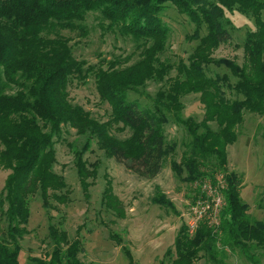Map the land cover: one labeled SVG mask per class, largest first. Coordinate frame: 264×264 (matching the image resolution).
Returning <instances> with one entry per match:
<instances>
[{
	"label": "trees",
	"instance_id": "trees-1",
	"mask_svg": "<svg viewBox=\"0 0 264 264\" xmlns=\"http://www.w3.org/2000/svg\"><path fill=\"white\" fill-rule=\"evenodd\" d=\"M170 6L189 20L193 34L188 39L197 42L179 62L164 58L171 31L163 14ZM234 11L255 23L243 42V64L214 56L232 39L234 27L226 12ZM90 14H97L103 30L132 41V56L139 59L127 66L126 59H104L88 67L78 59L72 40L60 32L86 37ZM211 66L228 69L235 83L228 75L211 74ZM91 75L100 102L110 108L107 121L70 99L73 81L85 84ZM149 82L164 86L152 96L145 93ZM224 87L235 97L229 98ZM191 94L200 95L204 106L201 122L183 115V99ZM246 113L264 118V0H0V168L10 171L0 192V264H22L21 243L31 234L35 200L50 221L53 211L62 214L60 206L72 202L71 186L55 170L56 143L69 129L80 139L68 146L88 196L102 165L85 158L94 144L106 158L152 180L175 151L166 136L171 123L187 135L182 160H172V170L178 177L186 172L185 181L192 186L205 180L216 184L220 176L225 204L218 225L202 221L194 233L187 225L181 227L165 254L167 264H196L201 259L222 264L229 250H240L251 264H264V222L251 216L241 197L242 177L228 169V147L237 142ZM105 179L104 207L124 219L123 203L108 174ZM159 190L154 203L176 212ZM195 190L196 197L205 196L199 187ZM64 225L61 215L58 224L49 226L51 250L44 258L33 257L32 264H86L80 258L82 239L71 238ZM110 238L122 246L128 264H136L123 236L111 231Z\"/></svg>",
	"mask_w": 264,
	"mask_h": 264
},
{
	"label": "rangeland",
	"instance_id": "rangeland-1",
	"mask_svg": "<svg viewBox=\"0 0 264 264\" xmlns=\"http://www.w3.org/2000/svg\"><path fill=\"white\" fill-rule=\"evenodd\" d=\"M227 17L233 24L231 31L232 39L223 44L214 54L217 58H229L243 64V42L249 31L255 30L254 20L238 11L226 12ZM97 14H90L86 21L88 34L82 37L78 32L62 31L60 34L70 38L75 56L87 63L88 66H97L106 59L121 58L124 66L136 62L139 57L132 56L135 46L129 39L114 35L100 27L96 18ZM163 19L170 27L171 35L168 49L164 58L173 62L187 59L193 52L196 41H190L188 36L193 34V26L189 20L170 6L163 14ZM211 74L228 75L233 83L235 78L225 67L211 66ZM175 71L171 76L174 77ZM85 84L77 80L69 87L70 99L73 103L83 106L92 115L107 121L110 108L102 104L96 88L94 76H89ZM164 86V83L149 82L145 93L154 96ZM229 98L235 97L224 87ZM142 100L143 95H132ZM185 106L183 115L185 118H193L201 122L205 115V109L200 100V95L191 94L183 99ZM216 128V125L213 124ZM264 118L246 113L243 124L239 128V137L235 144L228 147V169L242 177L241 197L249 205V213L259 221L264 222V138L262 136ZM65 130H67L65 128ZM127 133H120L121 136ZM166 136L169 145L176 146L166 160L161 173L152 180L142 179L129 172L125 166L114 159H108L97 146L93 145L92 152L85 158L91 163H102L98 177L85 195L80 185L75 167V156L68 144L80 143L76 132L69 129L60 141L56 143L57 164L55 170L63 175L71 186L73 193L72 202L66 206H60L62 214L56 211L51 213L53 220L39 200H35L31 207V219L29 230L31 234L22 240L23 251L21 254L22 264H32L33 257H46L50 252L49 226L58 224L61 215H65L64 227L71 238H80L83 241V252L80 258L86 264H128L122 246L116 244L110 238L111 231L119 233L125 240L136 264H167L169 258L165 256L167 250L175 243L176 236L183 225H189L195 218L193 208L199 198L196 197L194 186L187 183L186 172L178 177L172 170L171 161L181 162L184 143L187 135L182 127L174 124L166 126ZM10 171L0 168V192L4 189L6 179ZM109 175L115 195L122 201L125 218L118 219L110 211H107L103 203V192ZM162 195L173 203L176 212L171 207L155 204L153 197L157 195V189ZM156 194V195H155ZM258 258L260 251L254 252ZM222 264H251L240 250L227 251L224 253ZM196 264H215L206 259H201Z\"/></svg>",
	"mask_w": 264,
	"mask_h": 264
},
{
	"label": "built area",
	"instance_id": "built-area-1",
	"mask_svg": "<svg viewBox=\"0 0 264 264\" xmlns=\"http://www.w3.org/2000/svg\"><path fill=\"white\" fill-rule=\"evenodd\" d=\"M217 177V183L213 184L211 180H205L194 185V188L199 187L205 196L199 198L196 202V205L193 207H198V210H194L195 218L188 226L191 233H194L198 228L200 222L208 221L210 225L216 226L220 221V213L224 207V198L222 191L225 188V184Z\"/></svg>",
	"mask_w": 264,
	"mask_h": 264
}]
</instances>
